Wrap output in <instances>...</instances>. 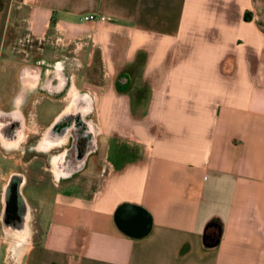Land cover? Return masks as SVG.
<instances>
[{
  "label": "crops",
  "instance_id": "obj_1",
  "mask_svg": "<svg viewBox=\"0 0 264 264\" xmlns=\"http://www.w3.org/2000/svg\"><path fill=\"white\" fill-rule=\"evenodd\" d=\"M26 4L15 21L41 41L30 64L44 62L56 84L62 62L97 131L64 179L49 159L70 139L31 160L25 138L19 153L0 144L13 162L0 163V264H264V0ZM94 63L99 74L78 82ZM66 87L41 98L61 105L50 121H63ZM31 93L21 87L20 108ZM36 161L33 206L23 192ZM14 177L28 211L22 235L3 222Z\"/></svg>",
  "mask_w": 264,
  "mask_h": 264
},
{
  "label": "flooded vegetation",
  "instance_id": "obj_2",
  "mask_svg": "<svg viewBox=\"0 0 264 264\" xmlns=\"http://www.w3.org/2000/svg\"><path fill=\"white\" fill-rule=\"evenodd\" d=\"M26 5V0H0V50L9 48L13 54H16L21 51L18 47H23V53L31 61L34 58V53L40 49L41 41L31 35L24 18H21V22L15 21L16 14L19 11H24ZM11 20L13 21L11 22ZM35 64L40 65L37 70L42 72L44 62L38 59L35 60ZM28 69L36 70L35 68L24 70ZM23 71L21 69L18 72L16 92L10 97L8 103L1 106L2 102H0V144L19 153L18 145L25 138L26 154L31 160L35 159V156L48 154L49 149L58 145L62 146L66 140L70 139L69 148L65 149L58 157H50L49 159V165L54 171L55 177L57 179L67 178L84 163L85 157L83 155L92 148L94 133L97 129H93L88 123L80 124L78 121L68 123L66 121H49L44 126L38 124L37 121H27L25 110L33 103L28 102L25 107L20 108L21 97L17 99L16 96L20 92L21 84H23V89L34 84L37 74L25 72L21 83L20 74ZM41 75L42 73L39 75L37 85L30 87L32 93L29 97L37 91L44 94L60 91L62 84L58 80H56V84H52L50 81L48 84V80H44L45 75L42 77ZM75 94L76 91L69 92L70 99L74 98ZM73 108L74 105L70 104L65 113L73 112ZM69 149H72L75 155L71 159L66 158ZM21 179L22 177H14L9 182L10 188L6 192L3 222L8 230L22 235L26 231L25 223L28 218V211L18 195L13 192L14 186Z\"/></svg>",
  "mask_w": 264,
  "mask_h": 264
},
{
  "label": "rangeland",
  "instance_id": "obj_3",
  "mask_svg": "<svg viewBox=\"0 0 264 264\" xmlns=\"http://www.w3.org/2000/svg\"><path fill=\"white\" fill-rule=\"evenodd\" d=\"M30 1V0H27ZM20 14L23 13V11H19ZM18 27V26H17ZM20 27V26H19ZM21 51L19 53L13 54L10 49H2L0 50V98L3 95H8L13 91L15 85L13 81V76L16 70L22 71L26 68H35L38 69L37 65H32L29 62V59L25 56V53H23L22 49L23 47H18ZM27 60V61H25ZM100 68L98 63H94L91 65V67H87L83 71V76L80 78V75L78 74V82L79 80H88L95 78L94 76H97L99 74ZM91 73V77L89 76ZM46 97L44 93H39L38 91L32 94L33 98V104L29 106L26 111V118L27 121H37L38 124L41 126H44L47 124L50 119L58 112V110L61 108V105L49 101L47 99L42 100L41 98ZM5 102L2 101L1 106H4ZM33 126V125H32ZM134 153V152H133ZM131 154L130 156H134V154ZM0 163H5V167H11L12 161L11 160H2L0 159ZM40 164V161H36L33 163L32 166L28 169V180L29 185L27 186L26 190L23 192V194L30 200V202L35 206L34 203V196H35V189L36 181H37V174H34V171L38 169V166ZM91 172V169L87 173V175ZM33 188V189H32Z\"/></svg>",
  "mask_w": 264,
  "mask_h": 264
},
{
  "label": "water",
  "instance_id": "obj_4",
  "mask_svg": "<svg viewBox=\"0 0 264 264\" xmlns=\"http://www.w3.org/2000/svg\"><path fill=\"white\" fill-rule=\"evenodd\" d=\"M63 69H64V66H63L62 62H58V63L54 64V66L52 67V74L54 76H56L55 77L56 80H58L62 85H63V83H66V85H67L66 92H67V90H69L68 91V94H69V92L71 90L70 89L71 80H70V78L67 79L66 77H64V74L62 72ZM48 71L49 70L45 64H43L42 72H40V71L38 72L37 69L36 70H33V69L32 70H30V69L24 70L20 76L21 77V83H22V76L25 72H29V73L34 72L37 74L36 78H35L36 81H34L33 82L34 84L31 86L35 87L37 85L36 83H38V81H39L38 79H39L40 73H42V75H41V77H42L45 74L47 75ZM48 84H49V82H48ZM22 86H23V84H22ZM30 87L28 86L27 89H30ZM70 104L74 105L73 112L65 113L64 116L62 117L63 121H66L67 123L70 121H78L80 124H85V123L87 124L88 123V115H89L88 110H89V105H90L89 97L86 94H75V97L71 99ZM21 186H22V181L19 180L13 188L14 194L16 193L18 196L20 195ZM9 188H10V185H8L6 192L8 191ZM5 198H6V196H5ZM206 246L210 248V247H213L214 244L213 245L212 244L206 245Z\"/></svg>",
  "mask_w": 264,
  "mask_h": 264
},
{
  "label": "built area",
  "instance_id": "obj_5",
  "mask_svg": "<svg viewBox=\"0 0 264 264\" xmlns=\"http://www.w3.org/2000/svg\"><path fill=\"white\" fill-rule=\"evenodd\" d=\"M108 19L102 15H87L84 17L85 22L104 23Z\"/></svg>",
  "mask_w": 264,
  "mask_h": 264
}]
</instances>
